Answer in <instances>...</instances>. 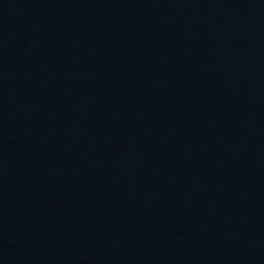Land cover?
<instances>
[{"label": "water", "instance_id": "1", "mask_svg": "<svg viewBox=\"0 0 264 264\" xmlns=\"http://www.w3.org/2000/svg\"><path fill=\"white\" fill-rule=\"evenodd\" d=\"M0 264H264V0H0Z\"/></svg>", "mask_w": 264, "mask_h": 264}]
</instances>
